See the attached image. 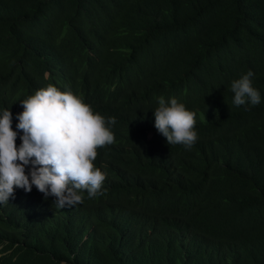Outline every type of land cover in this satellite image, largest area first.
Returning <instances> with one entry per match:
<instances>
[{
    "label": "trees",
    "instance_id": "obj_1",
    "mask_svg": "<svg viewBox=\"0 0 264 264\" xmlns=\"http://www.w3.org/2000/svg\"><path fill=\"white\" fill-rule=\"evenodd\" d=\"M248 71L261 101L237 107ZM48 85L116 119L105 194L59 209L15 189L0 264H264V0H0L13 131ZM159 97L196 114L190 150L156 131Z\"/></svg>",
    "mask_w": 264,
    "mask_h": 264
},
{
    "label": "clouds",
    "instance_id": "obj_2",
    "mask_svg": "<svg viewBox=\"0 0 264 264\" xmlns=\"http://www.w3.org/2000/svg\"><path fill=\"white\" fill-rule=\"evenodd\" d=\"M253 75L248 71L231 83L235 106L260 103ZM158 104L153 112L156 131L168 145L190 150L198 140L196 114L175 98L159 97ZM20 105L17 131L12 130L11 111L0 113V204L14 199L15 189L30 193L33 187L45 200L54 198L59 209L82 204L84 193L89 199L104 195L106 174L93 162L98 148L115 142L111 127L116 119L95 113L71 91L61 92L53 85L36 91Z\"/></svg>",
    "mask_w": 264,
    "mask_h": 264
}]
</instances>
